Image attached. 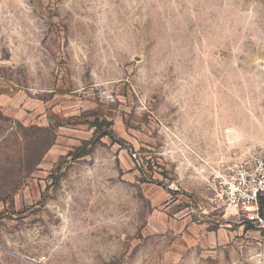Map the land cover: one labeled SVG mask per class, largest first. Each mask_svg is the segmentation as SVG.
<instances>
[{
  "label": "rangeland",
  "instance_id": "rangeland-1",
  "mask_svg": "<svg viewBox=\"0 0 264 264\" xmlns=\"http://www.w3.org/2000/svg\"><path fill=\"white\" fill-rule=\"evenodd\" d=\"M256 156L264 0H0V264H264Z\"/></svg>",
  "mask_w": 264,
  "mask_h": 264
},
{
  "label": "built area",
  "instance_id": "built-area-1",
  "mask_svg": "<svg viewBox=\"0 0 264 264\" xmlns=\"http://www.w3.org/2000/svg\"><path fill=\"white\" fill-rule=\"evenodd\" d=\"M217 182L220 198L247 221L263 226L259 201L264 196V156L232 164Z\"/></svg>",
  "mask_w": 264,
  "mask_h": 264
},
{
  "label": "trees",
  "instance_id": "trees-1",
  "mask_svg": "<svg viewBox=\"0 0 264 264\" xmlns=\"http://www.w3.org/2000/svg\"><path fill=\"white\" fill-rule=\"evenodd\" d=\"M96 122H94V123H90V125H92V126H97L98 124L100 125V123H97V124H95ZM109 123V122H108ZM110 124V123H109ZM95 133H98L97 131L95 132ZM111 131L110 132H103L102 134H101V136H104V135H108V136H111ZM92 141H93V139H91V140H85L83 143L84 144H89V143H92ZM81 149L82 148H77V151H78V153L76 154V156L75 157H81V156H83V155H85V154H87L88 152H86V151H81Z\"/></svg>",
  "mask_w": 264,
  "mask_h": 264
},
{
  "label": "water",
  "instance_id": "water-1",
  "mask_svg": "<svg viewBox=\"0 0 264 264\" xmlns=\"http://www.w3.org/2000/svg\"><path fill=\"white\" fill-rule=\"evenodd\" d=\"M24 258L29 260V261H31V262H33L34 264H42V263H40V261H36V260H33L31 258H27V257H24Z\"/></svg>",
  "mask_w": 264,
  "mask_h": 264
}]
</instances>
